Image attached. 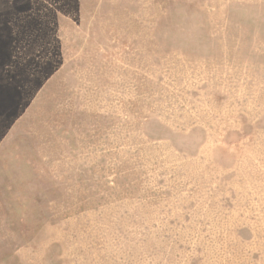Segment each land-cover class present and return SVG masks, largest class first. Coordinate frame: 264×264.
Returning a JSON list of instances; mask_svg holds the SVG:
<instances>
[{"label":"rangeland","instance_id":"obj_1","mask_svg":"<svg viewBox=\"0 0 264 264\" xmlns=\"http://www.w3.org/2000/svg\"><path fill=\"white\" fill-rule=\"evenodd\" d=\"M0 264H264V0H0Z\"/></svg>","mask_w":264,"mask_h":264}]
</instances>
